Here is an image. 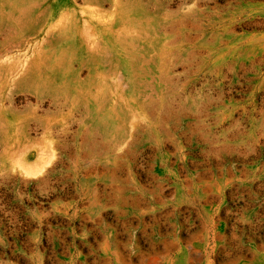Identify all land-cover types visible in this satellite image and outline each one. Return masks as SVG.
<instances>
[{"label":"rangeland","instance_id":"374dc122","mask_svg":"<svg viewBox=\"0 0 264 264\" xmlns=\"http://www.w3.org/2000/svg\"><path fill=\"white\" fill-rule=\"evenodd\" d=\"M261 14L264 0H0L6 160L87 129L76 150L117 145L152 200L108 264H264V63L248 60L264 34L218 35ZM209 188L231 200L215 208ZM228 204L242 217H213Z\"/></svg>","mask_w":264,"mask_h":264},{"label":"crops","instance_id":"0c3cea01","mask_svg":"<svg viewBox=\"0 0 264 264\" xmlns=\"http://www.w3.org/2000/svg\"><path fill=\"white\" fill-rule=\"evenodd\" d=\"M258 17L236 20L218 35L223 41L263 35L264 14ZM259 55L248 60L264 63V52ZM98 120L87 126L102 125ZM88 134L87 129L80 136L75 131L52 134L46 137L51 149L44 145V133L37 134V159L30 165L6 160L0 136V264H108L109 254L118 253L111 247L116 238L134 230V222L142 217L137 205H150L151 197L125 183L123 150L117 145L109 151L95 145L77 151V142L86 141ZM50 151L52 160L44 163L41 158ZM209 189L215 208L231 200ZM244 203L249 207L251 199ZM154 210L150 217L155 226L167 229L161 218L171 216ZM190 213L183 217H203L196 209ZM213 217L242 216L235 204H228Z\"/></svg>","mask_w":264,"mask_h":264}]
</instances>
